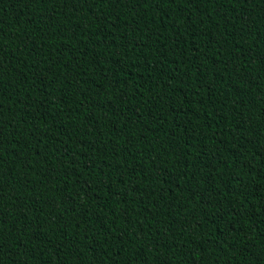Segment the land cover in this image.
<instances>
[{
    "label": "trees",
    "instance_id": "trees-1",
    "mask_svg": "<svg viewBox=\"0 0 264 264\" xmlns=\"http://www.w3.org/2000/svg\"><path fill=\"white\" fill-rule=\"evenodd\" d=\"M0 264H264V0H0Z\"/></svg>",
    "mask_w": 264,
    "mask_h": 264
}]
</instances>
